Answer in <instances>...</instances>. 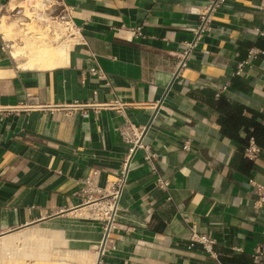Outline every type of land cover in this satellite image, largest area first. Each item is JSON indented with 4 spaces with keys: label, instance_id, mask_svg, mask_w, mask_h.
Segmentation results:
<instances>
[{
    "label": "crops",
    "instance_id": "1",
    "mask_svg": "<svg viewBox=\"0 0 264 264\" xmlns=\"http://www.w3.org/2000/svg\"><path fill=\"white\" fill-rule=\"evenodd\" d=\"M213 1L68 0L66 65L21 68L0 55V242L54 232L66 235L63 264H98L104 214L117 201L99 264H217L191 246L194 232L215 242L223 263L252 264L264 246L254 186H264V0L210 10ZM31 3L61 17L57 0H0V12ZM76 100L146 105L72 117L50 109ZM214 104L235 109L226 125L241 118L247 129L224 134ZM127 122L156 154V171L122 138ZM255 131L261 153L250 160ZM46 248L24 264H54Z\"/></svg>",
    "mask_w": 264,
    "mask_h": 264
},
{
    "label": "bare ground",
    "instance_id": "2",
    "mask_svg": "<svg viewBox=\"0 0 264 264\" xmlns=\"http://www.w3.org/2000/svg\"><path fill=\"white\" fill-rule=\"evenodd\" d=\"M41 18L39 16L36 20L40 22H48L50 18ZM24 26L31 25V22L22 23ZM62 30L61 33H57L54 38L49 39L45 37L44 33H36L34 36L26 40V44L23 47L13 45L12 58L18 62L22 68H54L57 66L66 65L70 60V54L73 49V39L70 36L67 37V30L63 26H59ZM3 33L4 30L2 29ZM59 32V31H57ZM7 37V36H6ZM8 42L12 43L13 40L7 37ZM52 42L56 44L52 45ZM29 49L25 54L23 50ZM25 56V57H24ZM23 57L28 58V61L23 62ZM114 203L112 209H114ZM98 207V205H97ZM96 207V208H97ZM89 213L82 215L80 220L89 218ZM62 235V234H61ZM59 235L57 233H38L34 230L21 235H15L9 239L0 242V264H24L27 259L35 258L39 261L42 256V247L46 246L47 255L51 258L54 264H63L65 258H67L68 249L63 246H67L66 235ZM48 238L49 243L41 245L43 241ZM44 257H46L44 255ZM86 259H84L85 261Z\"/></svg>",
    "mask_w": 264,
    "mask_h": 264
},
{
    "label": "built area",
    "instance_id": "3",
    "mask_svg": "<svg viewBox=\"0 0 264 264\" xmlns=\"http://www.w3.org/2000/svg\"><path fill=\"white\" fill-rule=\"evenodd\" d=\"M59 3V6L61 7V12L60 15L61 17H53L51 20L54 22L60 21L63 22L65 25V28L67 30V37L72 36V26L70 25V21H67L65 16L68 15L70 12V8L67 5L68 0H57ZM226 5L225 0H214L210 6V10H218L221 7H224ZM53 7V6H51ZM203 21H205V18H203ZM50 28L53 30V26H50ZM259 33H261V36L264 37V33H262L260 30ZM69 33V35H68ZM54 36H56V33L53 32ZM192 48L193 46L190 45ZM264 54V52H261ZM95 57V55H94ZM243 68V64L239 65V71L237 74L239 75L241 69ZM88 75L94 74V70H88L87 72ZM146 105V102L144 100H139L137 103L133 104H126V103H120V102H114V103H106V104H97L94 102H84L80 100H76L73 102H63L54 106H51L50 109L54 111H59L63 113L66 117H72L74 115L80 114V115H87L90 111H101V110H116L118 112H122L123 109L127 108H139L141 106ZM264 124V122H263ZM253 134V133H252ZM121 135L122 138L131 145V153L134 154L135 150L136 152L139 150L146 151V161L149 162L151 165L152 169L156 171V167L154 165V160L156 158V154H152L151 149L144 145L141 136V132H137L136 129H134V125L130 122H127L126 125L121 129ZM188 149V147H185ZM261 153V148L257 144L256 139L253 135H251L248 146L244 150V155L246 158L250 160H255ZM124 175V172H123ZM165 186H168V183L163 182ZM254 186L257 188L259 193L264 197V186H262L259 183H255ZM122 187V182L118 183L116 188L113 191V197L118 200L120 197V189ZM114 203V209H112V204ZM110 207L105 211L104 217L106 220V227H105V232L112 230L114 227V212L117 209V201L112 202ZM195 244H199L203 247V249L209 254V256L216 261L217 264H225L221 261V257L224 255L223 252L219 248H217V245L213 240H211L208 236L206 235H199L196 232H194V236L192 238V245L194 246ZM243 249H233L231 256L234 257L237 252H241ZM252 264H264V246L258 248L255 253L253 254L252 258Z\"/></svg>",
    "mask_w": 264,
    "mask_h": 264
},
{
    "label": "rangeland",
    "instance_id": "4",
    "mask_svg": "<svg viewBox=\"0 0 264 264\" xmlns=\"http://www.w3.org/2000/svg\"><path fill=\"white\" fill-rule=\"evenodd\" d=\"M40 2V0H39ZM12 9V8H11ZM34 4L27 5L24 10L20 13L17 11H11L5 9L0 12V55L2 58H8L11 61H14L19 67H21L18 62L12 58V48L13 45L23 47L26 44V40L34 36L36 33H44L45 37L49 39L54 38L53 32L56 34L57 31H62L59 29L58 24H54L50 18L46 24L36 20L39 16L47 21V18L42 13L35 14ZM34 14V15H33ZM31 22V25L24 26L22 23ZM50 26H55L52 30ZM64 27V25H63ZM2 29L5 33H3ZM13 40L12 43L8 42L7 37ZM65 40H68L65 38ZM55 45L56 42H52V45ZM29 49L23 50L25 54ZM26 55V54H25ZM25 57V56H24ZM23 57V62L28 61V58ZM22 68V67H21Z\"/></svg>",
    "mask_w": 264,
    "mask_h": 264
},
{
    "label": "trees",
    "instance_id": "5",
    "mask_svg": "<svg viewBox=\"0 0 264 264\" xmlns=\"http://www.w3.org/2000/svg\"><path fill=\"white\" fill-rule=\"evenodd\" d=\"M214 106L222 114L221 125H222V131L224 134L233 137L234 135H236L235 134L236 129L240 128L241 125L244 127V129H247V125H249V122L245 121L241 118H240V120H237V123L235 125H233V124L232 125H229V124L226 125V118L228 119V118L232 117L233 113L235 112V109L232 106L223 107V106H219L218 104H214ZM251 134L250 133L248 134L249 139L251 137ZM252 135L255 137L257 144L259 146H261L262 142H261V139H260L258 132L255 131ZM249 139H248V142H249ZM238 263L239 264H247V262H244L243 260L239 261Z\"/></svg>",
    "mask_w": 264,
    "mask_h": 264
},
{
    "label": "water",
    "instance_id": "6",
    "mask_svg": "<svg viewBox=\"0 0 264 264\" xmlns=\"http://www.w3.org/2000/svg\"><path fill=\"white\" fill-rule=\"evenodd\" d=\"M135 153H136V150H135L134 154ZM117 206H118V204H117ZM108 237H109V231H107L105 233L104 240H103V244H102L101 251H100V255H99L98 264L101 262L103 252H104V250L106 248V245H107V242H108Z\"/></svg>",
    "mask_w": 264,
    "mask_h": 264
}]
</instances>
